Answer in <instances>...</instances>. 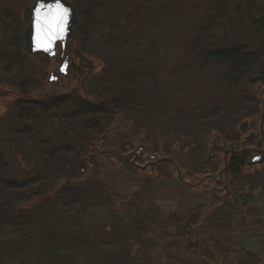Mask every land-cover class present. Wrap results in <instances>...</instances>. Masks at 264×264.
Listing matches in <instances>:
<instances>
[{
  "label": "trees",
  "instance_id": "16d2710c",
  "mask_svg": "<svg viewBox=\"0 0 264 264\" xmlns=\"http://www.w3.org/2000/svg\"><path fill=\"white\" fill-rule=\"evenodd\" d=\"M134 1L136 0H84L80 5L76 3L81 10L76 33L82 49L85 51V45L91 33L99 27L104 29L103 32L115 33V37L118 38L117 42L123 48L128 49V53L121 56L122 59H129L133 56L149 58L151 51L148 48L150 47L145 48L146 45L142 44L141 38L134 33L135 29L139 30L134 25L136 22L134 16L137 14ZM144 2L149 3L148 0ZM237 2V6L231 13L228 9V0H216L219 6L217 19L209 22L208 28L205 27L194 33L193 38L211 36L216 28L221 27V24L224 28V21L227 19L225 15L228 12L229 19L234 21L242 31L252 28L255 37L262 38L259 44L253 47L244 44L212 50L208 53V57L223 65V72L220 74L222 80L219 83L223 90L215 95L216 98H230L236 95L242 97L243 102H247V98L249 101L252 95L259 104L255 87L264 85V14L258 19H251L252 16L255 18L252 10L248 12L251 17L243 16V14H247L245 13L248 9L246 5L250 7L256 3L264 5V1L250 0L249 3L248 1L242 3L237 0ZM119 59L116 58L109 65L108 62L99 59L104 64V69L113 65L114 71L111 76L106 72L103 81H100V78L93 80V83L98 84L94 92L98 100L83 98L74 92L66 96L50 95L33 104L25 105L21 102L18 110L14 107L7 108L4 116L8 117L12 123L16 122L19 125L15 135L20 139H25L26 144L19 147L22 158L20 163L16 158L17 172L10 167L8 159L11 156H7L10 154L6 151L9 147L5 146L0 151V264L4 262L3 260L28 259L33 251L43 253L47 250H53L52 252L63 250L68 247L69 242L64 240L65 237L62 234L66 233L69 228L74 232L81 230L85 225L83 221L94 223L98 228L105 230L121 226L124 221L129 223L130 225L127 226L131 231L139 236L146 235V240L142 245L131 248L132 256L135 257V253L141 252L143 256L152 258L150 261L154 264H180L181 260L182 264H188L191 262H186V259L191 260L188 254H193V261L197 260L192 264H198L199 260L205 261V257L208 264H264V253L258 251V254L246 248L242 235L237 237L238 241L233 245L224 243L225 241L223 242L218 237L219 230L226 231L227 227L233 229L235 224L240 232L247 228H254L257 241L264 242V165L258 168L247 167L244 160L236 161L238 160L236 157L228 165L227 172L230 177L227 184L228 191L225 195L218 200L209 201L207 205H184V208L182 206L183 209L181 208L178 212H165L147 200L146 187L149 183H154L156 175L138 170L132 163L127 162L130 170L128 165L124 164L126 162L124 160L114 164L124 166L126 171L138 176L141 179L142 188L139 193L130 197L116 195L110 190L105 178H107L108 166L111 163L97 154L94 146L97 140L99 141L111 131L112 126L118 124L111 104L118 105L121 122L124 120L126 125L129 124V129L135 131V127L140 124L130 120L129 109L131 108L132 113L141 114L143 103L148 101L153 91L152 85L142 88L140 81L151 82L150 84L152 81L144 79L137 73L133 75L120 73L115 79L112 74H116L115 64H119ZM132 63H135V59ZM177 83H179V78L170 82L172 87ZM240 84L244 86L242 89L239 88ZM130 101L134 105L127 108L126 102ZM47 125H49V132H47ZM206 127L207 140L212 132L222 133L213 119L204 126ZM174 132L173 129L167 135L178 139L181 151L186 148L190 153L193 148L192 144L200 149L205 146L206 139L177 136L176 133L175 136ZM55 133H60V135L55 137ZM148 135L151 137L144 139L145 141L153 143L156 149L165 150L172 155L174 143L172 149H169L168 145L164 146L167 138L164 136L165 133L157 131L152 134L148 133ZM37 137L38 151L31 149L28 151L26 147ZM236 137L237 133L233 138H226ZM12 138L14 137L9 135L5 137V140L10 141ZM204 164L209 166L207 173L217 169L216 161L208 157ZM180 165L184 166L182 163ZM200 172L205 173L206 171L201 169ZM166 176L169 181L174 180L181 184L174 177L173 172H169ZM211 185L212 181H207V190ZM92 188L96 189V192L91 193ZM96 196L100 199L99 203ZM105 196L109 199H105ZM16 197L18 202H15ZM56 199H60L65 210L56 208L52 211L46 210L55 203ZM252 200L257 201V209L246 219V209ZM99 205L105 206L106 218L96 222L97 217L95 216L99 211ZM42 208L47 214L41 215L40 220L47 217L51 220H61V217L68 211L79 212L80 220L74 222V225L69 228L61 230V234L53 230L50 224L27 222L31 210L38 212ZM53 214L59 218L54 217ZM15 218L19 221L14 222ZM198 222L207 223L206 228L205 226L192 228L188 236L184 235L185 238L175 240L179 242H176L174 247L166 240L167 234L173 233L171 228L176 230L180 225L194 227ZM238 222L240 225L237 224ZM187 226H184V229ZM212 227L220 229L216 228L214 232ZM161 228L167 234L161 232ZM191 237H194L195 241H190ZM202 237L205 238L203 239L206 244L205 249L199 242ZM251 239L252 235L246 236L247 241ZM172 248H178L180 255L172 253ZM131 250L128 252L131 253ZM85 258L86 256L83 260Z\"/></svg>",
  "mask_w": 264,
  "mask_h": 264
},
{
  "label": "rangeland",
  "instance_id": "374dc122",
  "mask_svg": "<svg viewBox=\"0 0 264 264\" xmlns=\"http://www.w3.org/2000/svg\"><path fill=\"white\" fill-rule=\"evenodd\" d=\"M72 1L79 5L84 2V0ZM156 1L148 0L149 3L144 2V0L134 1L137 7V14L134 16L136 21L134 25L139 29L138 31L135 29L134 33L141 38L142 44L146 45L144 46L145 48H148L147 46L150 47L148 48L151 51L149 58H135L133 56L129 59H122L121 56L127 54L128 49L123 48L117 42L118 38L115 37V33L112 31L103 32L104 29L99 27L91 33L85 45V52L88 55L99 58L106 63L108 62V65L115 61L116 58H120L119 64H115L116 74H112L113 77L115 76V79L120 73L125 75L137 73L139 75L145 72L152 79H147L152 81V84H150L151 82L140 81L142 88H147L146 86L150 87L152 85L153 90L148 101L143 103V109L140 108L142 113L139 115L132 113L131 108L128 112L130 120L140 125L135 127V131L121 132L116 135L112 133L108 134L104 140V144L114 145L123 151H127L128 148L124 149V145L131 142L132 145L129 143L131 145L129 148L132 147L131 150H134L136 145L140 144L138 141H145L142 139H149L151 137L148 133L152 134L158 131V133H165L164 136L167 137L164 146L167 147L168 145L169 149H172L173 143L178 139L168 137L167 134L169 131L174 129L175 132L173 134L176 133L177 136H192V138L196 139H206L207 127L204 128V126L208 125L211 119L215 121L216 126L220 128L221 132L229 138L235 137L238 125L244 118L248 119L250 130L257 132L260 119V107H258L259 104L252 95L249 101L247 98V102H243L242 97H237L236 95L221 99L215 97L216 94L221 93L223 90V87L219 84L222 80V75L220 74L223 72V65L221 62L209 58L208 53L212 50L227 48L229 46L249 44V47H253V45L259 44L262 38L255 37L254 30L251 27V29L248 30L246 28L244 31L238 28L239 26L235 25L234 21L229 19L230 15L228 12L225 15L227 19L224 21V28L221 24L220 28H212L215 31L211 36L207 35L206 38L201 36L198 39H194V33L205 27L208 28L209 22L217 19L219 6L216 0ZM240 1L242 3L250 2V0ZM228 4V9L232 13L238 2L237 0H228ZM246 7L248 9H246L245 13L247 14H243V16L247 15L251 17L248 13L250 10L255 15V18L252 16L253 18L251 17V19H258L264 14V5L256 3L252 4L251 7L249 5H246ZM129 34L131 37L130 32ZM134 59L135 63H132ZM129 60L130 63H128ZM112 66H108L105 71L107 72ZM112 71L114 70L112 69ZM177 78H179V83L172 87L170 82L177 80ZM154 82H158L159 84H155ZM179 86L180 90H175ZM243 87V84L239 85V88L242 89ZM75 91L80 93V89L78 88ZM6 100L0 99V109H6L3 107ZM132 105H134L132 101L126 102L127 108ZM1 113L2 111H0V151L5 146L9 147L6 151L10 154L7 156H11L8 159L10 160V167H13V171L17 172L16 158H18L20 163L22 155L19 153V147L26 144L25 139L16 137L15 133L19 129V125L16 122L12 123L8 117L6 118L4 116L6 112L4 114ZM47 129V132H49V125H47ZM9 135H12L14 138L10 139V141L5 140V137ZM59 135L60 133H55V137ZM37 139L38 137L32 140L26 147L28 151L30 149L38 151L39 145L36 142ZM211 140L212 138L209 140L207 153L211 152ZM108 150L104 149L106 153L111 152ZM200 151L202 153V149L194 146L190 155L181 157L182 163L190 167V171H192L186 177V183H191L190 181L193 180L195 174H201L200 170L203 167L204 161L207 159L202 156L203 154ZM104 153L101 154L102 158H107ZM107 159L111 165L108 166V175L105 179L110 190L116 195L126 197L135 196L139 193L142 188L141 179L134 173L126 171L124 166L115 165V158L108 157ZM124 164L128 165L130 169V162L128 164L126 161ZM207 168L209 169V166ZM169 172H173L175 178L181 177L177 171L171 170L170 166L168 167L164 163H161L157 166V175L154 178V183H149L146 187L147 190L145 189L147 200L165 212H178L182 206L184 208V205H207L209 201L217 200L221 195L223 196L225 194V192H219L212 187L207 190L204 184L189 188L184 184L176 183L174 180L169 181L166 176ZM216 172L214 171V173ZM188 177H192V179ZM201 177H203L202 174L200 175ZM219 186L221 187L222 184ZM90 192L94 193L96 189L92 188ZM217 195L220 197L217 198ZM97 197L95 198L97 199ZM104 198L109 199L108 196ZM16 201L18 202L17 197L15 199ZM54 202L46 210L52 211L54 208L57 210H65L60 199H56ZM97 202L99 203L100 199H97ZM126 204L131 205L130 203ZM256 205L257 201L252 200V203L246 209V219L257 209ZM104 207L99 205V211L96 212L95 216L97 217L96 222L106 218L104 215L106 211ZM43 210V208L38 212L31 210L27 222L33 221L50 224L53 230L55 229L61 234V230L69 228L74 225V222L76 223L80 220L79 212L75 211L74 213L68 211L66 215L61 217V220H51L48 217L40 220L39 217L41 215L47 214ZM53 216L57 217L55 214ZM18 221L15 218L14 222ZM83 222L85 225L81 230H77V233L71 231L69 228L66 233L62 234L65 237L64 240L69 242L68 247L63 250L59 249L57 252L47 250L43 253L33 251L28 259L3 260L4 262L1 264H154L150 261L152 258L143 256L144 254L141 252L135 253V257L132 256L131 248L142 245L143 241L146 240V235L139 236L136 232L131 231L127 226L130 225L129 223L124 221L121 226H114L105 230L98 228L94 223ZM237 224L240 225V222ZM184 226L187 225L177 226L176 230L171 228L173 233L167 234L163 228H161V232L167 234L166 240L174 247V244L179 242L175 240L185 238L186 236H183H188L190 230L197 226H205L206 228L207 223L198 222L194 227H189L188 225L186 229H184ZM212 228L215 232V229L218 227ZM253 229L247 228L240 232L238 226L234 224L233 229L227 227L226 231L219 230L218 237L223 242L225 241L224 243L233 245L238 241L237 237L242 235L241 237L244 240V244H246L244 245L246 248L264 253V242L260 241L259 243L257 241V233ZM205 232L207 234L206 230ZM250 235H252V239L247 241L246 236ZM203 239L205 238H200L199 242H201L200 245L202 248L205 249L206 244ZM190 241H195V238L191 237ZM128 250H131V253ZM179 251L178 248L171 249V252L176 253L177 256L180 255ZM188 255L189 259H191H186V262L191 261L188 264L197 261H193V254ZM84 256H86V261L83 260ZM88 258L89 260H87ZM204 260H199L197 263L208 264L206 257ZM180 264H182V260Z\"/></svg>",
  "mask_w": 264,
  "mask_h": 264
},
{
  "label": "flooded vegetation",
  "instance_id": "af4514ba",
  "mask_svg": "<svg viewBox=\"0 0 264 264\" xmlns=\"http://www.w3.org/2000/svg\"><path fill=\"white\" fill-rule=\"evenodd\" d=\"M32 1L33 0H0V99H7L3 106L6 109H0V111H2L1 114H4L8 110L7 108H19L21 102H24L25 105H27L39 102L41 99H46L50 95L66 96L77 90V88L80 89V93L78 91L75 92L80 94L83 98L97 99L94 96V92L97 89L96 85L98 84L95 82L93 83V80L97 78H100V81L104 80L103 76L106 73L104 69L105 66L101 60L88 55L82 49L80 41L77 38L76 27L74 28L76 39L74 41L66 39L63 42H57L54 48V57H50L46 54H30L23 48L22 34L26 26L24 9ZM75 7L79 21L81 10L76 3ZM80 54L83 55L82 59H80ZM112 69L113 67L107 71L109 75H111ZM82 82L83 84H81ZM258 90L260 106L262 108L264 105V86H258ZM111 105H113L114 116L120 117L116 112L118 105L116 106L114 103ZM118 117V124L112 131H130L131 129H125V121L122 120L121 122ZM257 127L258 131H253L254 137L248 142L244 141V136L239 135V137H237L239 147L235 149L228 146L231 141L229 138L224 136L216 140L212 138L211 142L214 150L211 154L212 158L219 164L229 165L236 157L238 159L236 161L240 162V160H244L245 162L246 158L259 154L261 149H259L255 143L260 138L264 139V122H262L261 119L259 120ZM100 142L101 141H98L94 146L95 151L98 153L102 152L101 150L105 149V145H107V143L104 144V140L102 143ZM138 142L145 144V149H143L139 155L135 156L134 154H130L132 149V147L129 148L132 145L131 142H129L131 145L127 143L124 146V149L128 148L127 151H118L119 155L121 157H128L130 162L131 158L132 160L135 158L136 163L144 165L148 169H151L156 165V172L159 164L172 163L174 170L181 176L178 180L184 185L192 187L197 185V182L203 181L206 188L207 181H212L210 187L215 188L219 192H224L222 187L226 183V178H223L221 172L222 168L218 170L217 175H212L209 177V180H207V164H203V169L206 171L205 173H202L205 175L204 178L198 179V174H195L193 180L196 181L186 183V177L188 174H191L192 171H190V167L180 165L182 163L181 157L184 155H190L192 149L190 153H188L186 148L181 151L178 140L174 143V148L171 151L172 155L170 154L175 160L167 158L166 156L169 152L156 149L151 142ZM204 144L205 153L207 154V138ZM194 145L195 144H192L191 147H194ZM154 154L157 155V159L154 157L151 158ZM161 157L163 160L157 162L158 158ZM164 158L166 159L164 160ZM184 169L185 171L183 172ZM209 174L210 172L208 175ZM188 178L192 179V177ZM220 184H222L221 187L219 186ZM218 197L220 196L217 195V198Z\"/></svg>",
  "mask_w": 264,
  "mask_h": 264
},
{
  "label": "water",
  "instance_id": "95a60500",
  "mask_svg": "<svg viewBox=\"0 0 264 264\" xmlns=\"http://www.w3.org/2000/svg\"><path fill=\"white\" fill-rule=\"evenodd\" d=\"M57 3L60 4L61 9L66 13L64 18L58 23H44L46 19H50L53 14V10L56 8ZM39 9V13L37 12ZM40 17L41 23L38 26L37 18ZM24 20L26 26L23 31V48L30 54H46L50 57H54V48L56 42H63L68 38H73V26L76 24L77 14L74 5L69 0H33L24 9ZM83 55L80 54V59ZM83 84V82H82ZM261 121L264 122V105L261 114ZM238 130L241 134L246 135L248 133V121L243 120ZM215 139L218 138L217 134L214 135ZM254 137V133H248L244 140L250 141ZM226 145V144H225ZM255 145L259 148L264 146V139L260 138ZM239 144L230 143V148H238ZM145 147L138 145L134 154H139ZM155 157V156H151ZM116 159H120L119 155L115 156ZM264 161V150H261L260 154L253 156L248 162V165L262 164Z\"/></svg>",
  "mask_w": 264,
  "mask_h": 264
},
{
  "label": "snow or ice",
  "instance_id": "6c2138e0",
  "mask_svg": "<svg viewBox=\"0 0 264 264\" xmlns=\"http://www.w3.org/2000/svg\"><path fill=\"white\" fill-rule=\"evenodd\" d=\"M39 9H37V12L39 13ZM66 13L64 12V10L61 9V6L59 3H57L56 8L53 10V14L50 17V19H46L44 21V23H58L59 21H61L64 18V15ZM37 22H38V26L41 23L40 17L38 16L37 18Z\"/></svg>",
  "mask_w": 264,
  "mask_h": 264
},
{
  "label": "bare ground",
  "instance_id": "6f19581e",
  "mask_svg": "<svg viewBox=\"0 0 264 264\" xmlns=\"http://www.w3.org/2000/svg\"><path fill=\"white\" fill-rule=\"evenodd\" d=\"M132 75L134 74V73H131ZM139 76H141V77H143L144 79H151L150 77H149V74L148 73H141V74H139ZM156 79V78H155Z\"/></svg>",
  "mask_w": 264,
  "mask_h": 264
}]
</instances>
